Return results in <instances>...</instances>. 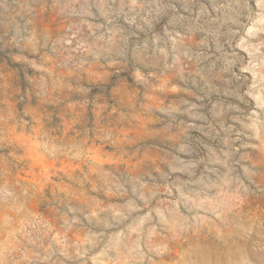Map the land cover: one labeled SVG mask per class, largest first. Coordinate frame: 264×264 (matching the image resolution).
I'll use <instances>...</instances> for the list:
<instances>
[{
  "label": "rangeland",
  "instance_id": "rangeland-1",
  "mask_svg": "<svg viewBox=\"0 0 264 264\" xmlns=\"http://www.w3.org/2000/svg\"><path fill=\"white\" fill-rule=\"evenodd\" d=\"M9 2L0 18H31V0ZM115 6L127 53L119 63L89 57L79 75L51 56L0 68V84L8 77L22 91L25 71L48 68L58 100L47 113L33 104L24 126L10 119L29 110L24 102L15 113L0 104V225L15 220L19 241L9 258L264 264V8L258 0ZM51 15L42 13L45 23ZM8 240L0 233V261Z\"/></svg>",
  "mask_w": 264,
  "mask_h": 264
},
{
  "label": "clouds",
  "instance_id": "clouds-1",
  "mask_svg": "<svg viewBox=\"0 0 264 264\" xmlns=\"http://www.w3.org/2000/svg\"><path fill=\"white\" fill-rule=\"evenodd\" d=\"M258 3L264 8V0H258ZM105 8L111 9V19L108 18ZM0 10L10 14L12 5L9 0H0ZM27 10L31 18L22 22H16L10 15L0 18V68L6 67L9 62L19 61H25L30 67H35L36 61L44 65L49 62L51 56L57 68L79 75L91 68L89 57L97 64L101 57H104L106 62L111 60L112 63H119L115 57H124L127 54L117 43L114 22L118 9L115 0H112L111 4H108L107 0H31ZM45 10L52 14L47 23L42 17ZM126 47L128 46L125 45ZM132 54L134 56L135 52ZM29 56L33 59H28ZM41 73L29 75L27 71L24 72L23 78L30 85L27 90L22 91L13 83H9L8 77H4L5 82L0 84V104L8 105L10 113H15V103L24 102L29 108L22 115H10V119L18 126L28 123L24 117L32 115L35 119V114L31 111L33 104L36 109L47 113L46 106L58 103V100L50 95V84L44 76L46 73L51 78L53 72L48 68H41ZM59 79L62 78L51 80V84H57ZM16 232L15 220H6L0 225V233H7L9 236V240L5 242V258L0 264H18L16 256L9 258L10 251H16L18 254L19 241L16 239Z\"/></svg>",
  "mask_w": 264,
  "mask_h": 264
}]
</instances>
